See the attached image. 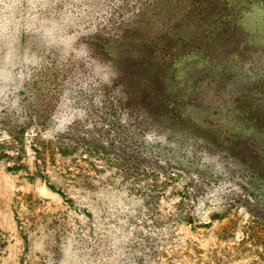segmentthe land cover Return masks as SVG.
Here are the masks:
<instances>
[{"label":"rangeland","instance_id":"1","mask_svg":"<svg viewBox=\"0 0 264 264\" xmlns=\"http://www.w3.org/2000/svg\"><path fill=\"white\" fill-rule=\"evenodd\" d=\"M0 264H264V0H0Z\"/></svg>","mask_w":264,"mask_h":264}]
</instances>
